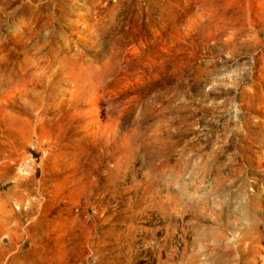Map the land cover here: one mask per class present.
I'll list each match as a JSON object with an SVG mask.
<instances>
[{
    "label": "rangeland",
    "instance_id": "obj_1",
    "mask_svg": "<svg viewBox=\"0 0 264 264\" xmlns=\"http://www.w3.org/2000/svg\"><path fill=\"white\" fill-rule=\"evenodd\" d=\"M0 264H264V0H0Z\"/></svg>",
    "mask_w": 264,
    "mask_h": 264
}]
</instances>
